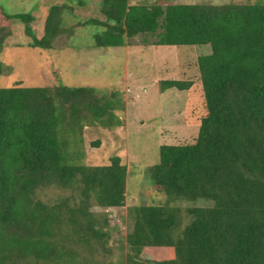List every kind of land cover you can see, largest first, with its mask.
I'll return each instance as SVG.
<instances>
[{"label":"trees","instance_id":"16d2710c","mask_svg":"<svg viewBox=\"0 0 264 264\" xmlns=\"http://www.w3.org/2000/svg\"><path fill=\"white\" fill-rule=\"evenodd\" d=\"M134 1L101 0L102 17L76 27H94L95 48L130 46L131 38L150 35L157 46L210 49L197 57L205 110L197 137L159 147V162L148 174L167 203L129 208L127 252L118 264H150L140 257L147 246L171 248V257L156 264H264V0ZM70 2L50 7L41 37L32 14H11L0 6V49L17 21L29 47L70 45L76 27L66 26L67 17L74 5H83ZM190 85L168 79L160 89ZM112 96L61 82L0 87V264H115L104 254L97 259L100 251L109 252V220L90 208L124 206L127 167L119 156L106 165L78 164L81 153L69 151L64 138L85 123L121 125L114 112L120 102ZM47 185L74 188L78 195L53 204L35 200V189ZM197 199L210 204H172Z\"/></svg>","mask_w":264,"mask_h":264},{"label":"rangeland","instance_id":"374dc122","mask_svg":"<svg viewBox=\"0 0 264 264\" xmlns=\"http://www.w3.org/2000/svg\"><path fill=\"white\" fill-rule=\"evenodd\" d=\"M66 0H0L8 13L32 14V26L41 37L46 15L51 6ZM76 0H72L75 2ZM135 0L134 2H142ZM258 0H148L149 3H255ZM70 2V4L72 3ZM84 5H74L73 16H68L66 26L102 17L99 0H82ZM100 4V3H99ZM93 26L77 28L70 38V45L56 46L52 50L27 46L30 40L24 33L23 23L15 22L12 34L0 49V87L19 84L24 87L55 86L59 82L70 86L94 87L101 95L113 94L118 101L115 121L121 125L105 128L94 123L85 126L74 136L65 135L68 150L77 148L83 165H106L111 157L119 156L127 167V188L123 207L101 208L92 206L94 213L104 212L108 217L107 249L100 251L112 262L123 261L127 252L125 234L129 228L127 213L130 207L144 204H166L167 197L153 188L148 168L159 162L161 144H185L198 134L200 118L204 115V98L197 66L198 55L208 53L205 45L157 46L154 36L137 35L130 39V46L93 47ZM201 49V50H200ZM181 80L191 85L184 90L170 88L162 92V80ZM107 98V99H108ZM80 140L79 142L77 141ZM78 142V143H77ZM99 143L96 145L95 143ZM77 144V145H76ZM72 159V157L70 158ZM73 162V160H72ZM74 188L56 185L39 186L33 193L35 200L53 204L65 197L77 196ZM175 206H207V200L172 201ZM171 248L144 247L140 257L150 264L170 258Z\"/></svg>","mask_w":264,"mask_h":264},{"label":"crops","instance_id":"0c3cea01","mask_svg":"<svg viewBox=\"0 0 264 264\" xmlns=\"http://www.w3.org/2000/svg\"><path fill=\"white\" fill-rule=\"evenodd\" d=\"M101 0H99V2H100ZM99 2L97 3L98 4V7H100V4H99ZM84 5V4H83Z\"/></svg>","mask_w":264,"mask_h":264}]
</instances>
